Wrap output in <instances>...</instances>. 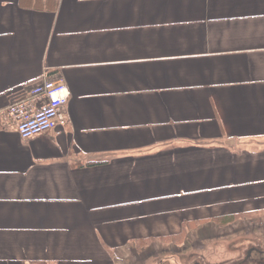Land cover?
I'll list each match as a JSON object with an SVG mask.
<instances>
[{
  "label": "crops",
  "instance_id": "crops-1",
  "mask_svg": "<svg viewBox=\"0 0 264 264\" xmlns=\"http://www.w3.org/2000/svg\"><path fill=\"white\" fill-rule=\"evenodd\" d=\"M47 77L66 122L24 139L7 109ZM251 223L264 0H0V264H181L189 241L211 263Z\"/></svg>",
  "mask_w": 264,
  "mask_h": 264
},
{
  "label": "built area",
  "instance_id": "built-area-1",
  "mask_svg": "<svg viewBox=\"0 0 264 264\" xmlns=\"http://www.w3.org/2000/svg\"><path fill=\"white\" fill-rule=\"evenodd\" d=\"M29 93L26 99L12 103L7 109L22 138L35 137L66 122L63 110L69 102L70 93L62 78L47 77L34 84ZM41 99L45 102L34 108L33 103Z\"/></svg>",
  "mask_w": 264,
  "mask_h": 264
},
{
  "label": "rangeland",
  "instance_id": "rangeland-1",
  "mask_svg": "<svg viewBox=\"0 0 264 264\" xmlns=\"http://www.w3.org/2000/svg\"><path fill=\"white\" fill-rule=\"evenodd\" d=\"M251 224L252 227H255V230L251 233L239 232L240 228L239 226H237L239 225V223L236 226H234L235 228H237L236 231H233V229L230 231L228 230L221 231L220 232V234L222 235L221 237H223V235L228 236L229 238L227 239H229V242L223 240L224 245L218 246L216 247V249H213V247L211 246V259H210L211 263H206L208 262L206 259L209 258L207 254L208 251L206 250V248L204 250L203 248H200L198 246L197 247L193 246V248H191L192 243L190 241L187 242L185 245V247L187 246L186 247L187 249L184 248L183 254L182 253L179 254V255H183L180 263L196 264L198 262H201L200 264H202V260H204V262L206 261L205 264H233L237 262L239 264L240 260L238 259L241 257L244 258V256L242 255L243 251L245 255L246 254L245 252L248 249H250L252 246L260 245L261 247L264 248V225L256 226L253 223ZM233 235H235V237H231ZM245 235H247L246 239L244 238ZM221 237L219 238L217 237L218 240L226 239L225 237L224 238ZM211 243L214 245L213 242ZM179 250L180 249H177L176 251L175 249L173 252L176 254L177 252L179 253ZM215 253H216V258H213L212 254ZM149 264H156V260L155 261L153 260V262L152 263L150 262Z\"/></svg>",
  "mask_w": 264,
  "mask_h": 264
},
{
  "label": "trees",
  "instance_id": "trees-1",
  "mask_svg": "<svg viewBox=\"0 0 264 264\" xmlns=\"http://www.w3.org/2000/svg\"><path fill=\"white\" fill-rule=\"evenodd\" d=\"M21 2H23L24 6L28 8L55 10L59 0H21ZM251 256L252 260L248 259L247 262H242V264H264V252L262 250L254 249ZM233 264H238V262Z\"/></svg>",
  "mask_w": 264,
  "mask_h": 264
}]
</instances>
